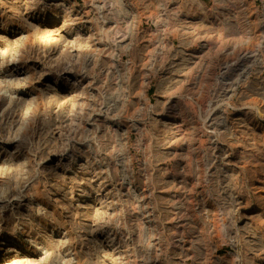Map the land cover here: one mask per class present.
Returning a JSON list of instances; mask_svg holds the SVG:
<instances>
[{
    "label": "rangeland",
    "instance_id": "rangeland-1",
    "mask_svg": "<svg viewBox=\"0 0 264 264\" xmlns=\"http://www.w3.org/2000/svg\"><path fill=\"white\" fill-rule=\"evenodd\" d=\"M0 264H264V0H0Z\"/></svg>",
    "mask_w": 264,
    "mask_h": 264
},
{
    "label": "bare ground",
    "instance_id": "bare-ground-1",
    "mask_svg": "<svg viewBox=\"0 0 264 264\" xmlns=\"http://www.w3.org/2000/svg\"><path fill=\"white\" fill-rule=\"evenodd\" d=\"M110 242V241H109ZM111 243V242H110Z\"/></svg>",
    "mask_w": 264,
    "mask_h": 264
}]
</instances>
